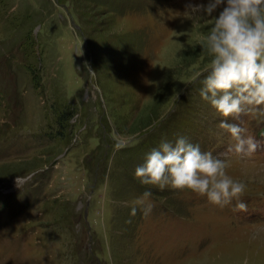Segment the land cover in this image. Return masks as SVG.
<instances>
[{
	"label": "rangeland",
	"instance_id": "rangeland-1",
	"mask_svg": "<svg viewBox=\"0 0 264 264\" xmlns=\"http://www.w3.org/2000/svg\"><path fill=\"white\" fill-rule=\"evenodd\" d=\"M198 2L0 0V264H264V106L224 118L189 83L210 63ZM179 137L226 161L239 201L134 177Z\"/></svg>",
	"mask_w": 264,
	"mask_h": 264
},
{
	"label": "clouds",
	"instance_id": "clouds-1",
	"mask_svg": "<svg viewBox=\"0 0 264 264\" xmlns=\"http://www.w3.org/2000/svg\"><path fill=\"white\" fill-rule=\"evenodd\" d=\"M186 11L188 19L193 15L211 18L209 30L198 40L210 63L189 81L202 85V99L224 118L238 117L251 106H264V0H200L190 3ZM219 127L235 141L230 152L245 156L256 150L257 144L244 136L238 124L224 119ZM226 167V161L179 137L175 143L162 141L147 153L134 177L142 185L161 190L187 189L224 207L233 199L239 201L245 190L242 181L226 174ZM236 210L244 211L246 205L238 202Z\"/></svg>",
	"mask_w": 264,
	"mask_h": 264
},
{
	"label": "trees",
	"instance_id": "trees-1",
	"mask_svg": "<svg viewBox=\"0 0 264 264\" xmlns=\"http://www.w3.org/2000/svg\"><path fill=\"white\" fill-rule=\"evenodd\" d=\"M208 60H210V59H208ZM208 60H207V61H208ZM207 61H206V62H207ZM183 127H184V126H183Z\"/></svg>",
	"mask_w": 264,
	"mask_h": 264
}]
</instances>
